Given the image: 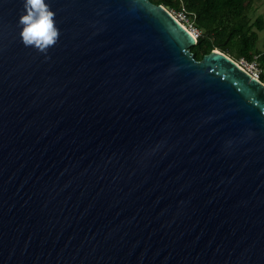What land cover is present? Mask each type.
I'll use <instances>...</instances> for the list:
<instances>
[{
  "label": "water",
  "instance_id": "1",
  "mask_svg": "<svg viewBox=\"0 0 264 264\" xmlns=\"http://www.w3.org/2000/svg\"><path fill=\"white\" fill-rule=\"evenodd\" d=\"M0 0V264H264V83L151 0Z\"/></svg>",
  "mask_w": 264,
  "mask_h": 264
},
{
  "label": "trees",
  "instance_id": "2",
  "mask_svg": "<svg viewBox=\"0 0 264 264\" xmlns=\"http://www.w3.org/2000/svg\"><path fill=\"white\" fill-rule=\"evenodd\" d=\"M151 1L174 11L186 10L194 18L200 32L191 46L196 59L201 60L217 48L238 60L252 61L257 56L264 70V50L257 47L259 32L264 30V14L252 19L250 11L255 0Z\"/></svg>",
  "mask_w": 264,
  "mask_h": 264
},
{
  "label": "clouds",
  "instance_id": "3",
  "mask_svg": "<svg viewBox=\"0 0 264 264\" xmlns=\"http://www.w3.org/2000/svg\"><path fill=\"white\" fill-rule=\"evenodd\" d=\"M55 16L56 12L46 0H24L23 11L18 20L23 45L50 58L49 49L59 42L61 36Z\"/></svg>",
  "mask_w": 264,
  "mask_h": 264
},
{
  "label": "built area",
  "instance_id": "4",
  "mask_svg": "<svg viewBox=\"0 0 264 264\" xmlns=\"http://www.w3.org/2000/svg\"><path fill=\"white\" fill-rule=\"evenodd\" d=\"M168 9V8H167ZM173 16L182 24L184 25L189 31L191 30L194 33L195 37L198 38L200 35L199 30L195 27L194 18H191L189 13L186 10L174 11L168 9ZM244 70L249 72L253 77L259 79L264 83V70L260 66L257 56H255L254 60L248 61L244 58H241L239 61H236Z\"/></svg>",
  "mask_w": 264,
  "mask_h": 264
},
{
  "label": "rangeland",
  "instance_id": "5",
  "mask_svg": "<svg viewBox=\"0 0 264 264\" xmlns=\"http://www.w3.org/2000/svg\"><path fill=\"white\" fill-rule=\"evenodd\" d=\"M259 14H264V0H255L252 9L250 11V15L252 19H255ZM259 40L257 43V47L260 50H264V30L259 32ZM228 55V54H227ZM230 56V55H229ZM233 58L235 61H239L238 59L235 58V56H230Z\"/></svg>",
  "mask_w": 264,
  "mask_h": 264
},
{
  "label": "bare ground",
  "instance_id": "6",
  "mask_svg": "<svg viewBox=\"0 0 264 264\" xmlns=\"http://www.w3.org/2000/svg\"><path fill=\"white\" fill-rule=\"evenodd\" d=\"M191 31V30H190ZM194 34V33H193Z\"/></svg>",
  "mask_w": 264,
  "mask_h": 264
}]
</instances>
